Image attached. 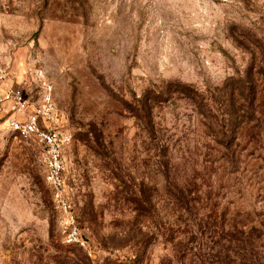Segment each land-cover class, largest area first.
Listing matches in <instances>:
<instances>
[{"label": "rangeland", "instance_id": "374dc122", "mask_svg": "<svg viewBox=\"0 0 264 264\" xmlns=\"http://www.w3.org/2000/svg\"><path fill=\"white\" fill-rule=\"evenodd\" d=\"M0 68V98L53 84L71 135L62 194L85 238L63 241L39 147L0 101V264H209L204 226L199 254L183 246L208 211L220 248L238 224L262 244L264 0H0Z\"/></svg>", "mask_w": 264, "mask_h": 264}, {"label": "built area", "instance_id": "2783aa9c", "mask_svg": "<svg viewBox=\"0 0 264 264\" xmlns=\"http://www.w3.org/2000/svg\"><path fill=\"white\" fill-rule=\"evenodd\" d=\"M5 73L0 68V80ZM35 99L19 87L7 84L1 102H7L11 115L6 127L16 136L32 140L39 147L44 178L51 188L57 210L63 215L62 238L69 245H85L81 229L75 224L69 202L62 194L63 148L71 143V135L63 124L62 115L53 97V84L39 75Z\"/></svg>", "mask_w": 264, "mask_h": 264}, {"label": "trees", "instance_id": "16d2710c", "mask_svg": "<svg viewBox=\"0 0 264 264\" xmlns=\"http://www.w3.org/2000/svg\"><path fill=\"white\" fill-rule=\"evenodd\" d=\"M161 148L160 157L163 159V157L166 155L165 148H167L168 142L167 140L160 139L158 140ZM164 162V161H163ZM161 163V165L164 167L165 163ZM164 168H167L165 166ZM190 203V202H189ZM195 203L199 204V201L195 200ZM191 204V203H190ZM177 208L184 212V211H191V208L188 207V202L182 200L181 198H178L176 200ZM194 205V204H193ZM196 205V204H195ZM202 205L201 209H208L206 206L200 203ZM199 208L196 207L195 210H198ZM195 220H191L192 228L194 229L190 234L188 240L183 241L185 242L183 244L184 247L190 245L193 246L189 249L190 252L195 250L197 254L200 253L202 248L199 246L195 247L196 244L199 245V241L202 239L201 229L206 228L208 230V236L212 240V245L208 247V250L204 247V253L201 255L203 257V261L206 259H209V264H264V237L258 236V241L261 240L262 244L258 247L255 246L253 243L248 242L245 240L252 230L255 231V229L252 227L251 229L246 224H238L240 225V229L237 231H233L236 234L240 235V238H233L232 240H235L234 248H232L233 252H231V248L222 249L220 247L224 246L221 244V240H215L213 239L216 237V227H218L219 230L223 229L224 225L221 221H217L215 216H213V213L208 211L206 214H201V217L199 218L198 215L195 216ZM180 224L175 223L176 231L179 233V235H186L188 232L185 230V227H187L186 224L179 226ZM183 229V230H182ZM256 232V231H255ZM200 234V237L197 238V235ZM218 236V235H217ZM219 237V236H218ZM224 241L228 242L229 239L223 238ZM182 242V243H183ZM230 251V252H229ZM231 253V254H230ZM233 253V254H232ZM231 256L233 258L231 259Z\"/></svg>", "mask_w": 264, "mask_h": 264}]
</instances>
